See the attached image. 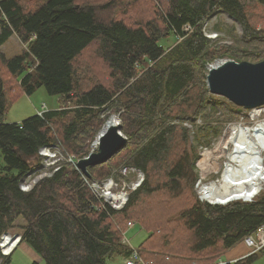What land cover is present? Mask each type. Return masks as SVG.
I'll return each mask as SVG.
<instances>
[{
  "label": "trees",
  "instance_id": "16d2710c",
  "mask_svg": "<svg viewBox=\"0 0 264 264\" xmlns=\"http://www.w3.org/2000/svg\"><path fill=\"white\" fill-rule=\"evenodd\" d=\"M103 1L0 0V242L21 232L45 264H109L132 256L123 238L135 221L149 233L138 248L146 264H217L264 224V192L224 206L199 198L200 150L211 148L239 112L210 93L207 75L221 59L264 61V20L254 26L241 0ZM254 1L264 8V0ZM141 5L139 14L153 17L128 23ZM216 11L241 25V38L226 44L206 36ZM12 37L23 51L7 57L2 47ZM90 49L108 68L111 85L85 87ZM42 87L60 97L59 109L7 124L11 104ZM113 114L120 115L126 146L89 167L91 178L62 163L29 192L21 189L42 148L55 145L84 159ZM125 168L144 180L117 210L87 181H127ZM258 255L231 264H253ZM0 258L11 263L1 251Z\"/></svg>",
  "mask_w": 264,
  "mask_h": 264
},
{
  "label": "rangeland",
  "instance_id": "374dc122",
  "mask_svg": "<svg viewBox=\"0 0 264 264\" xmlns=\"http://www.w3.org/2000/svg\"><path fill=\"white\" fill-rule=\"evenodd\" d=\"M83 1L84 3L104 2L103 0H83ZM241 2L243 6L246 7L247 9L248 16H249L251 23L260 29L261 24L263 26L264 8L260 7L254 0H241ZM141 8H144V5H141L140 7L130 12L129 16L127 17L128 23H134V21L137 19H140L145 22L147 21V18L153 17L152 14H143L141 16L139 14V10H141ZM205 33L207 37H209L210 39H213L216 42L232 44L235 38L242 37L243 30H242L241 25L238 22H236L232 17H230L228 14H225L221 11H216L205 24ZM171 40H173V38H171ZM173 41H170L168 44L172 45ZM2 50L6 54L7 57H13L15 55L20 54L23 51V46L17 37H12L2 47ZM84 58L86 59L85 63L91 67L90 72L86 76V79L84 82L85 87H88L89 85H91L93 81L97 84L102 83L108 86L111 85L110 72L108 68L95 56L92 49L87 51V55H85ZM224 60H230V59H221V60H217L216 62L224 61ZM216 62L212 64H216ZM248 62H251V61H248ZM252 63H255V62H252ZM222 99L223 101H226L228 103L227 99L226 100H224L225 98H222ZM43 104H47L48 108L52 110H57L59 109L61 105L60 97L49 95L46 89L43 87L37 90V92H35L32 96L22 95L21 97H19V99L14 101V103H12L11 106L9 107V110L5 117V122L7 124L20 123L32 116H35L38 114L40 115L38 111L43 112L46 109L43 107L44 106ZM110 117L116 118L120 126L122 125L119 114H113ZM230 121L228 120L226 122V126L223 129L221 135L216 138L211 148H207V150L205 148L200 150L199 158L196 162L199 179L201 178L203 168L205 169V172L209 173L208 177L203 181V183H209L211 181L216 182V180L219 181L221 179V175L225 168V164L227 162L231 163L230 161H228L230 160V158L228 159V157H230L233 147L231 143H229V145L226 147V144L228 143L229 138L232 136L230 133V130L235 125H244L249 128V127H254L259 123L264 122V107L257 109L254 112L247 111V110L239 111L238 114L235 115L234 120L231 122ZM106 123L103 125V127L99 131L97 137L99 136L100 132L103 130ZM197 123L201 125L203 122L201 120H198ZM121 131H122V126H121ZM58 133H60V129ZM96 139L91 144L90 153L94 150L93 144L96 142ZM221 147L223 148L222 153L218 152V155H215V158L213 155H210V157H207V154L211 152L212 154H214L215 151ZM53 151L56 152L57 156L61 158V163H66L67 161L66 152H64L60 148H54ZM262 152L264 153V151ZM263 153H262V156L264 159ZM233 164L236 165L235 163ZM4 165L5 164H4L3 157L0 151V168L3 167ZM40 167L39 165H36L34 167L35 169H33L31 173L32 180L40 181L42 176H44L45 172L50 171L49 170L50 167H45L44 169H41ZM123 175L128 178L127 181L125 180L123 182H118L115 177H111L99 183L104 185L108 183V181L113 180V182L116 184V187L113 188L115 193L120 194L126 191V193L129 195L128 189L134 190L135 185H137L138 183L141 184L142 181L144 180V174L136 169H134L130 173L128 172L125 174L123 173ZM95 182H98V181H95ZM108 186L111 187V184H109ZM262 192H264V187H263ZM119 198H123V195L120 194ZM20 221H22V219ZM133 223H135V225L131 228H128L125 231V236L127 240L129 241L131 247L135 249L141 246L144 240L148 237L149 233L148 231L143 229L139 224H136L135 221ZM123 241H125L124 238H123ZM28 257L23 255L22 251L19 250L16 253L15 258H14L15 263L12 262V264H34V263L45 264V262L41 258H40V261H37V260L32 259L30 256ZM220 258L224 259V255H221ZM116 259L109 261V264H115V261H119L120 258H116ZM253 264H264V253L262 254L260 253L258 259Z\"/></svg>",
  "mask_w": 264,
  "mask_h": 264
},
{
  "label": "water",
  "instance_id": "95a60500",
  "mask_svg": "<svg viewBox=\"0 0 264 264\" xmlns=\"http://www.w3.org/2000/svg\"><path fill=\"white\" fill-rule=\"evenodd\" d=\"M207 84L212 95L227 99L229 102L239 107V111H255L258 108L264 107V61L259 63L248 61L237 62L234 60L218 61L216 64L209 66ZM113 118L114 117L109 118L103 130L97 137L96 142L93 144L94 150L88 155V157L80 159L76 163L77 169L87 178H91L89 167L108 162L126 146L127 138L122 133L120 124H109L110 120ZM246 133V141L240 148H243L244 145L249 146L250 144L248 143V137L251 136L250 132ZM230 143L232 147H234L232 142ZM252 147L254 148L253 145ZM243 149H245L244 153L251 154L249 156H243L244 161H247L248 159L250 161V159L254 157L253 165H251L250 168H252V173L257 171V175H254L256 177L252 178L253 182H257L259 174L264 173L263 152L259 151V153H255L253 151L251 153V149ZM248 162H246V164H248ZM227 164L228 163L225 164L220 180H222L227 173ZM36 165H39V161H37ZM262 190L263 189H260L256 194L245 198L244 200L242 197H231L225 201H215L214 203H211L207 201L204 196L200 197V199L212 205L223 206L236 201L253 202L260 195ZM9 236V233L4 234L1 243H4L5 238Z\"/></svg>",
  "mask_w": 264,
  "mask_h": 264
},
{
  "label": "bare ground",
  "instance_id": "6f19581e",
  "mask_svg": "<svg viewBox=\"0 0 264 264\" xmlns=\"http://www.w3.org/2000/svg\"><path fill=\"white\" fill-rule=\"evenodd\" d=\"M109 124L118 125L119 122L116 118H113L110 120ZM246 128L248 127L244 125H235L231 129L230 132L232 136L229 138L228 143L226 144V147L230 142H233L232 144L234 145L232 153L230 154V157H228V159L230 158V160L228 161H230L231 163L227 162V175L225 174L222 180H219V182L216 181L210 183L206 186H203V188L201 189L202 195H204V198H206L207 201L211 203H214L215 201L221 202L231 197H242V199L244 200L245 198L251 197L252 195L256 194L260 189H263L264 173L259 174L257 182H253L252 178L256 177L254 175H257V171H254L252 173V168H250V166L253 165L254 157L251 158L250 161L249 159L247 161H244L243 156H249L251 154L244 153L245 149L243 148H248V150L251 149V153L253 151L255 153L264 151V122L259 123L254 127H249V129ZM246 132H250L251 136L248 137V143L250 144L249 146L244 145L243 148H240L246 141ZM252 145L254 146V148L252 147ZM218 152L222 153L223 148H219L215 151L214 154H212V152L207 154V157L213 155L215 158V155H218ZM246 162H248V164H246ZM233 163H235L236 165H234ZM107 187L110 188V186ZM8 241V237H6L4 243L6 244ZM9 249L10 247L5 248V251H9ZM11 251L12 250L10 249V252Z\"/></svg>",
  "mask_w": 264,
  "mask_h": 264
},
{
  "label": "built area",
  "instance_id": "2783aa9c",
  "mask_svg": "<svg viewBox=\"0 0 264 264\" xmlns=\"http://www.w3.org/2000/svg\"><path fill=\"white\" fill-rule=\"evenodd\" d=\"M40 115H42V113H40ZM54 148H58V147H56L55 145L46 146V147L42 148L40 151V155H41V157H43V160L41 161L39 167L41 166L40 167L41 169H44L45 167H50L49 168L50 171L45 172V174H44V176H42V178L45 176H51L54 172L58 171L61 167V164H62L61 158L58 157L56 152L53 151ZM205 149L207 150V148H205ZM66 155H67L66 156L67 157L66 163H72L73 165L76 166V163L79 160L77 161L75 156L68 155V154H66ZM133 170L134 169L125 168V169H123L122 172L125 174L127 172L130 173ZM31 173H29L21 182V189L25 192H29L30 190H32L38 182V181L31 179ZM208 175H209V173L205 172V169L203 168L201 178L198 180V182L196 184V189H197L199 197L204 196V195H202V192H201V189L203 188V186H206V185L212 183V181L209 183H203V181L208 177ZM87 182L89 183V186L92 189L93 193L96 195V197H98L99 199L105 200L112 208L120 210L127 203L128 194L126 193V191L124 193H120L123 195V198H119L120 194L115 193L113 190V188L116 187V184L113 182V180L108 181V183H106L104 185L100 184L99 182H95V181H91V182L87 181ZM109 184H111L110 188L107 187ZM139 185H140V183L135 185L134 189H136ZM134 225H135V223H133V222H130L128 224L129 228L133 227ZM124 239H125V242L128 241L126 236H125V233H124ZM243 242L251 249L249 256L253 255V254L260 253L262 250H264V224L256 231L255 234L245 237L243 239ZM11 243H12L11 241H8L6 244H4L3 242L2 243L0 242V249H1V253H2L3 257H7L11 254L12 251L10 252V249L13 250L12 249L13 246ZM7 247H10L9 251H5V248H7ZM2 263H3V258H0V264H2ZM137 263L141 264V263H143V260L139 254V251L134 249L132 256L125 259V264H137ZM231 263H234V262H227V263L219 262L217 264H231Z\"/></svg>",
  "mask_w": 264,
  "mask_h": 264
},
{
  "label": "crops",
  "instance_id": "0c3cea01",
  "mask_svg": "<svg viewBox=\"0 0 264 264\" xmlns=\"http://www.w3.org/2000/svg\"><path fill=\"white\" fill-rule=\"evenodd\" d=\"M43 105H44L43 107L46 108L44 111L52 110V109L48 108L47 104H43ZM38 113H41V112L38 111ZM9 235L10 236L8 237V240L10 237H12V240H11L12 243L11 244L13 246V248H12L13 251L10 255L11 256V263L10 264H12V262L15 263L14 258H15L16 253L19 250H21L23 255H25L26 257L30 256L32 259L40 261V257L33 251V249H31L26 243L22 242L21 232H13V233L10 232ZM127 242L129 243V241H127ZM138 248H135V250H138ZM250 251H251V249L242 241V242L238 243L235 247L224 252L222 254V255H224V259L220 258L218 263L219 262H224V263L236 262V261L242 260V259L249 256ZM260 253L262 254V253H264V251H262ZM258 257H259V255H258ZM12 258H13V260H12ZM116 260H118V259H116ZM115 264H125V259L120 258L119 261H115ZM141 264H146V263L143 261V263H141Z\"/></svg>",
  "mask_w": 264,
  "mask_h": 264
}]
</instances>
